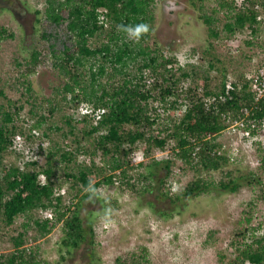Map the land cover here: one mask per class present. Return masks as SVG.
Returning <instances> with one entry per match:
<instances>
[{
	"label": "rangeland",
	"instance_id": "rangeland-1",
	"mask_svg": "<svg viewBox=\"0 0 264 264\" xmlns=\"http://www.w3.org/2000/svg\"><path fill=\"white\" fill-rule=\"evenodd\" d=\"M231 2L156 0L147 43L153 50L159 48L164 56L177 59L173 65L176 76H181L182 70L192 74L189 80L179 82L175 96L179 102L186 99L184 86H188L190 81L202 86L203 78L207 77L213 88H219L218 84L223 78L220 72L222 68L226 67L229 77L237 81L246 78L247 73L264 62L262 34L250 39L251 30L248 26L244 33L230 34L226 31L225 24L232 22L240 9L235 0L237 9L233 12L228 10L227 4ZM221 4L225 7H221ZM46 6V0H0V30L6 28L8 35L14 34L12 38L0 39V105L12 111L16 110V106L23 105L17 116L18 124L19 119L30 125L33 122L31 117L34 120L44 117L41 131H37L38 136L47 142V147L49 139L42 133L48 131L53 147L49 152L51 156L47 150L40 152L39 164L41 167H53L55 174L52 180L61 186L66 193L65 202L71 205L72 200L79 202L84 191L80 197L73 199L75 192L72 190L69 193L71 183L66 173L72 170L78 172L77 165L82 163L83 155H78L76 161L67 164L62 162L60 154L53 152L62 147L63 142L71 143L74 147L78 146L79 140L80 145L86 147L96 142L93 136L86 135L88 125L81 121L79 108L75 112L73 103L68 100L66 103L61 93L68 78L55 66L50 47L54 45L62 48V42L68 40L69 35L66 24L56 25L46 19ZM201 14L216 18L214 26L220 32L219 37L210 36ZM105 40V33L100 36L97 32L89 39V43L96 47ZM34 50H38L40 56L38 64L33 66L28 62ZM30 70L33 72L30 73ZM146 72L155 82L157 77L150 70ZM135 73L138 71L135 70ZM31 110L36 114H32ZM182 114L183 110L170 111L163 117L165 120L160 119L159 122H175ZM69 116L74 118L72 126L67 123ZM159 124L151 127L153 134L159 133L162 128L158 127ZM236 128L223 131L213 141L217 143L216 150L230 157L227 166L216 171L202 166L192 168L177 159L162 181L159 178L163 176L164 170L160 169L156 175L145 179L148 165L174 158L172 145L165 151L155 150L146 155L145 145L138 144L127 157L132 166L130 174L135 176L137 187L145 188L151 184L152 191L143 192L142 195L122 190L120 184L117 187L116 183L101 185L95 200L89 197L82 201L79 208L83 225L86 226L88 221L93 222V238L83 242L79 248H74L72 253L69 254L63 244L66 233L62 223L56 224L45 236H40L39 228L34 223L36 218L43 220L44 213L51 212L55 216L53 209L36 210L33 218L32 214L20 215L12 225H1L0 252H11L14 249L12 238L23 233L28 252L33 250L47 264H115L117 258L132 262L130 264H218L221 253L228 256L232 254L236 232L248 228V236L253 233L252 228L257 230V235L264 232V125L260 124L250 138L244 137V129L241 130L239 126ZM118 156L121 158V154ZM14 159L12 155L4 157L5 162ZM95 159L97 167L106 168L103 174H109L110 163L104 159L101 151H98ZM84 164L89 165V162ZM90 178L95 182L102 176L92 172ZM197 180L208 183L209 190L195 197L182 196L180 201L170 200L177 199L179 193ZM231 180H240L237 191L221 188V182L229 183ZM115 200L117 205H113ZM247 218H251V221L247 222ZM91 239L93 243H90Z\"/></svg>",
	"mask_w": 264,
	"mask_h": 264
},
{
	"label": "trees",
	"instance_id": "trees-1",
	"mask_svg": "<svg viewBox=\"0 0 264 264\" xmlns=\"http://www.w3.org/2000/svg\"><path fill=\"white\" fill-rule=\"evenodd\" d=\"M234 1L227 4V9L232 12L237 9ZM46 2L44 11L46 19L56 25L66 24L69 35L68 40L62 42V48L54 45L50 47V55L55 60V66L68 78L61 88L63 98L66 103L68 101L73 103L75 112L81 105L89 104L103 109L104 113L97 123L87 116L81 119L88 125L85 133L89 137L93 136L95 145L81 146L79 140L78 146L74 147L71 143L63 142L62 147L56 148L53 152L60 154L62 162L67 164L76 161L78 155H83L82 163L77 165L78 172L72 170L66 173L71 183L69 193L75 192L72 198L80 197V193L84 191L79 202L75 203L72 200L70 205L65 202L66 193H62L61 186L52 180L55 174L53 167H41L39 160L35 159L28 149H33L32 143L36 137L34 131L41 129L44 117L36 120L31 117L33 122L30 125L19 119L18 124L17 116L23 105L16 106L15 111L6 110L0 105V226L12 225L20 215L32 214L33 218L36 210L53 209L55 216L52 214V217H48L43 212L44 219L36 218L34 223L39 228L40 236L47 235L56 224L62 223L66 233L63 244L70 254L74 248H79L83 242L93 238V222L88 221L86 226L83 225L79 208L83 200L89 197L95 200L101 185L116 183L117 187L120 184L122 190L142 195L143 192L152 191L151 184L145 188L137 187V183L134 182L135 176L130 174L129 169L132 166L127 157L138 144L145 145L146 155L155 150L165 151L169 145H172L174 150L172 152L174 158L155 161V165H148L146 180L149 176L151 178L156 175L158 169L164 170L160 181L165 179L177 159L192 168L202 166L208 170H221L231 159L224 153H218L214 138L245 117L248 121L257 122L258 126L262 125L264 100L255 103L250 81L242 76L233 82L234 88L227 91L226 81L229 74L224 67L220 71L223 78L218 84L219 88H213L207 77L203 78L202 86L190 81L188 86H184L186 99L179 102L175 97L179 90V82L188 79L192 74L180 68L183 72L181 76H176L173 73V65L177 63V59L164 56L159 48L153 50L147 43L151 35V24L154 20L152 8L156 0H46ZM250 4L251 7L238 9L234 19L232 18L233 21L225 24L227 32L244 33L246 26L252 32L256 30L255 25L258 24V14L254 9L256 2L250 0ZM221 7H225L224 4H221ZM102 13L105 15V22L100 21ZM201 17L208 26L210 36L219 37L220 32L214 26L216 18L207 14H201ZM141 23L150 27L149 32L142 35L139 40L130 38L120 28L121 25L135 26ZM6 31V28L0 30V39L14 37L13 33L8 35ZM97 32L100 36L105 33L107 40L100 46L93 47L89 39ZM39 56L40 52L34 50L28 63L37 65ZM211 66L213 67L212 64ZM133 68L135 69L132 70ZM135 70L138 73H135ZM148 70L157 77L155 82L151 81L149 84L146 82L150 76L146 74ZM29 72L32 73L33 70ZM221 96H225L226 100H222ZM245 108L249 110L248 116L245 115ZM174 110L177 112L183 110L181 117L175 122L171 120L170 124L163 123L165 120L163 117ZM31 113L36 114L33 110ZM160 119L163 121L159 122ZM73 121V116H69L67 123L71 125ZM156 124L162 128L158 134H153L151 127ZM257 130L258 128H255L253 134ZM70 132L73 133L72 130ZM17 134L23 136L21 148L15 145L14 138ZM42 134L49 142L47 147L40 146L39 150L41 153H44V150L49 153L53 147L50 144L52 139L48 131H43ZM98 151L102 152L104 159L109 157L107 162L110 163V173L107 175L103 174L106 168L97 167L94 163ZM8 155L14 156L15 159L5 162L4 157ZM87 161L89 165L84 164ZM92 172L102 178L93 182L90 178ZM41 175L45 176V183L41 181ZM239 181L221 182L220 186L222 189L235 192L240 187ZM209 188L208 183L197 180L179 193L177 199L170 200L176 202L180 201L182 196L195 197ZM113 202V205H117L116 200ZM150 204L153 205V202ZM103 206L106 207L105 204ZM161 213L166 214L164 211ZM250 221L251 218H247V222ZM251 230L253 233L249 236L247 235L250 232L249 228L236 232L235 240L232 242V254L228 256L221 253L218 264H264V232L257 235L255 228ZM24 242L23 233L12 238L14 249L6 254L0 253V264H47L45 260L39 259L33 250L28 252ZM90 243H93L92 239ZM130 263L120 258L115 261V264Z\"/></svg>",
	"mask_w": 264,
	"mask_h": 264
},
{
	"label": "built area",
	"instance_id": "built-area-1",
	"mask_svg": "<svg viewBox=\"0 0 264 264\" xmlns=\"http://www.w3.org/2000/svg\"><path fill=\"white\" fill-rule=\"evenodd\" d=\"M241 1H246V0H241ZM255 9L260 10V11H264V9L261 6H256ZM258 19H261V17H258ZM105 20H106L105 15L102 13V15L100 16V21L105 22ZM246 79L250 81V88L254 94L255 103H259L260 101L264 100V63L261 66H259L256 70L251 72L250 74H247ZM151 81H152V79L149 76L148 80L146 82H147V84H149ZM233 82H236V80H234V78L229 77L227 79V81H226L227 91H230L234 88ZM221 97H222V100H226L225 96H221ZM208 101H210V99H208ZM159 111H163V110H159ZM79 112L81 113V116H80L81 119L83 118V116H87L88 118H91L94 121V123H97L102 118L104 110L97 108L93 105L83 104L81 107H79ZM244 112H245V115L248 116L249 110L247 108L244 109ZM236 126L241 127V130L244 129L243 135L245 138L252 137L253 136V130L255 128L259 127L257 122H254L252 120L248 121L245 117V119L233 124L232 126L228 127L227 129H238V128H236ZM34 134L36 135L35 140H37L39 142H37V143L33 142L32 143L33 149H30V148H28V149H29V152H31L30 154L35 159H38V158H40V155H41L40 150H39L40 146L46 147L47 142H45L44 139L39 138L37 131H34ZM14 139H15V143H16L15 145H17L18 148H21L23 136L21 134H17ZM62 193H63V191H62ZM47 216L52 217V213L51 212L47 213Z\"/></svg>",
	"mask_w": 264,
	"mask_h": 264
},
{
	"label": "clouds",
	"instance_id": "clouds-1",
	"mask_svg": "<svg viewBox=\"0 0 264 264\" xmlns=\"http://www.w3.org/2000/svg\"><path fill=\"white\" fill-rule=\"evenodd\" d=\"M236 1L238 2V5L242 9L251 7L250 0H246V1L236 0ZM256 6H261L264 9V7L260 3H256L254 5V9H255ZM255 11L258 14L257 15V19H258V17H261L262 14H264V11H260V10H256V9H255ZM261 19H262V17H261ZM258 20H260V19H258ZM149 27L150 26L145 24V23L137 24L135 26H131V25H129V26L121 25L120 26L121 30L126 32V34L130 38H134L136 40H139L142 37V35L147 34L149 32ZM263 125H264V123H263ZM40 179H41L42 182H44V183L46 182L45 181V176L41 175Z\"/></svg>",
	"mask_w": 264,
	"mask_h": 264
},
{
	"label": "crops",
	"instance_id": "crops-1",
	"mask_svg": "<svg viewBox=\"0 0 264 264\" xmlns=\"http://www.w3.org/2000/svg\"><path fill=\"white\" fill-rule=\"evenodd\" d=\"M253 1H255L256 3L260 2V4L264 7V0H253ZM261 17H262V19L258 20V22H257L258 24L255 25L256 30L254 32H251V38L250 39H254L256 34H262L261 39H263L262 45H263V49H264V34L262 33V29H261V28H263V30H264V14H262Z\"/></svg>",
	"mask_w": 264,
	"mask_h": 264
}]
</instances>
